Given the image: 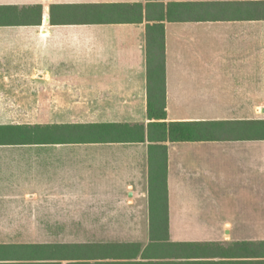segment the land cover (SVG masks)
Here are the masks:
<instances>
[{
    "label": "crops",
    "instance_id": "1",
    "mask_svg": "<svg viewBox=\"0 0 264 264\" xmlns=\"http://www.w3.org/2000/svg\"><path fill=\"white\" fill-rule=\"evenodd\" d=\"M161 33L164 118L148 115ZM260 120L264 0H0V264H264ZM50 125L66 143L40 141Z\"/></svg>",
    "mask_w": 264,
    "mask_h": 264
},
{
    "label": "trees",
    "instance_id": "2",
    "mask_svg": "<svg viewBox=\"0 0 264 264\" xmlns=\"http://www.w3.org/2000/svg\"><path fill=\"white\" fill-rule=\"evenodd\" d=\"M66 8V5L58 6ZM55 8V6H54ZM32 9V17L31 10ZM63 13V12H61ZM34 16L36 18H34ZM24 21L36 20L40 22L42 19L41 5L32 8L24 9ZM54 9L51 7V21H54ZM65 20V19H63ZM62 20V21H63ZM148 115L164 118V94H165V63H164V42L163 34L158 39L150 41L148 44ZM153 98L156 102L153 101ZM160 101V104H158ZM161 127L168 128V137L170 140H185L198 139L207 130L204 128H196L194 123H170L168 126L165 123L157 124ZM199 125V124H198ZM210 131V130H209ZM248 136L252 138L264 139V120L247 121ZM205 136V135H204ZM40 141L50 143H66V125H50L40 126ZM150 196L155 199L159 206H164L166 203L167 190L165 183V168L158 171L155 176L152 174L150 180Z\"/></svg>",
    "mask_w": 264,
    "mask_h": 264
},
{
    "label": "rangeland",
    "instance_id": "3",
    "mask_svg": "<svg viewBox=\"0 0 264 264\" xmlns=\"http://www.w3.org/2000/svg\"><path fill=\"white\" fill-rule=\"evenodd\" d=\"M263 148H264V145H263ZM56 208H61V205H55Z\"/></svg>",
    "mask_w": 264,
    "mask_h": 264
},
{
    "label": "water",
    "instance_id": "4",
    "mask_svg": "<svg viewBox=\"0 0 264 264\" xmlns=\"http://www.w3.org/2000/svg\"><path fill=\"white\" fill-rule=\"evenodd\" d=\"M46 19H48V16H46Z\"/></svg>",
    "mask_w": 264,
    "mask_h": 264
}]
</instances>
